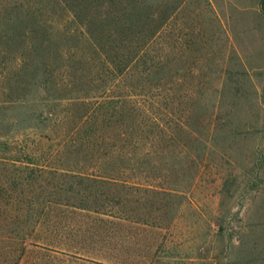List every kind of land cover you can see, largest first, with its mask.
Segmentation results:
<instances>
[{
  "label": "trees",
  "instance_id": "1",
  "mask_svg": "<svg viewBox=\"0 0 264 264\" xmlns=\"http://www.w3.org/2000/svg\"><path fill=\"white\" fill-rule=\"evenodd\" d=\"M184 2L0 0V264L57 206L183 198L215 167L247 74L203 72L196 42L171 54Z\"/></svg>",
  "mask_w": 264,
  "mask_h": 264
},
{
  "label": "rangeland",
  "instance_id": "2",
  "mask_svg": "<svg viewBox=\"0 0 264 264\" xmlns=\"http://www.w3.org/2000/svg\"><path fill=\"white\" fill-rule=\"evenodd\" d=\"M170 28L173 56L175 40L196 42L183 54L204 60L203 72L247 74L245 97L232 98L229 147L221 138L215 167L183 198L134 192L119 205L110 195L105 213L55 207L18 264H264V0H186Z\"/></svg>",
  "mask_w": 264,
  "mask_h": 264
}]
</instances>
